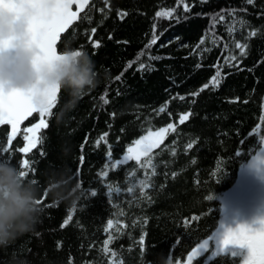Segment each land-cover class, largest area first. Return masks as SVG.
Wrapping results in <instances>:
<instances>
[{
    "label": "trees",
    "instance_id": "16d2710c",
    "mask_svg": "<svg viewBox=\"0 0 264 264\" xmlns=\"http://www.w3.org/2000/svg\"><path fill=\"white\" fill-rule=\"evenodd\" d=\"M172 9V19L156 17L157 11ZM119 12L127 15L120 19ZM154 24L159 39L146 49ZM229 28L234 31L230 33ZM253 29L257 35L249 38ZM89 36L100 42L98 48H93ZM237 41L248 45L246 56L241 57L235 48ZM66 46L89 54L101 83L64 113L69 95L60 90L53 112L62 118L47 117L48 127L41 131L43 143L26 157L18 151L25 143L22 128L40 119L34 113L20 126L10 154L17 165L29 159L34 171L28 175L41 184L49 169L66 165L74 175L73 183L89 195L71 206L42 195L45 211L36 233L0 250V264H10L12 257L24 264H109V260L147 264L161 252L168 253V264L184 262L192 247L218 227L223 193L234 184L249 149L258 148L264 133V0L252 4L247 0H108L107 7L105 0H90L80 18L61 35L58 51ZM149 53L159 59L149 60ZM232 55L237 62L226 63L225 58ZM141 63L148 67L138 70ZM218 67L219 86L200 91ZM105 95L107 104L101 99ZM161 107L166 110L160 112ZM189 112L190 119L180 124V115ZM168 123L175 125V131L154 149L155 175L152 169L129 161L116 170L109 166L108 177L101 180L98 173L104 170L108 151L103 142L96 145L102 134L108 133L115 162L134 140ZM9 132V125H0V149L7 146ZM250 132L254 134L248 148L233 156L241 137ZM193 142V149H188ZM132 170L135 176L129 179ZM141 182L151 185L144 195ZM128 187L134 188L132 194L127 193ZM117 188L121 190L118 197ZM92 189L98 192L95 198L90 195ZM208 195L214 199L208 201ZM69 212L72 220L61 227ZM193 216L199 219L192 221ZM109 219L114 227L105 233ZM118 221L127 227L120 228ZM109 234L113 240L105 253L103 242ZM211 253L194 264H233V260L243 264L241 257Z\"/></svg>",
    "mask_w": 264,
    "mask_h": 264
},
{
    "label": "snow or ice",
    "instance_id": "6c2138e0",
    "mask_svg": "<svg viewBox=\"0 0 264 264\" xmlns=\"http://www.w3.org/2000/svg\"><path fill=\"white\" fill-rule=\"evenodd\" d=\"M249 4H252L254 0H247ZM90 3V0H0V11H5L11 14L14 18L22 20L24 22L25 34L27 36L28 42L37 49V60L41 62L50 61L53 59L62 58L60 54L57 53L56 45L57 41L60 39L61 34L69 28L76 20L80 18V13L85 11L86 6ZM178 3H183V0H178ZM73 5H75V11L73 10ZM105 6H108V0H105ZM189 6L184 4V11L188 12ZM103 11V9H101ZM175 10L157 11V18L172 19ZM120 19H123L127 13L119 12ZM232 15H235L234 13ZM220 20L223 21L224 17L221 16ZM241 26H243L244 21H240ZM234 31V28H229V32ZM96 28H92V34L95 35ZM156 33V25H153V37L150 42L145 45L146 49H150L153 45L157 43L159 37ZM257 35V30L253 29L249 31L248 37H255ZM111 39V36L109 37ZM89 41L92 43L93 48H98L100 42L98 40L93 41L92 37L89 36ZM204 43L202 38L200 44ZM163 46V45H162ZM199 47V45H198ZM227 48L228 45H225ZM235 48L239 50L241 57L247 55L248 45L246 43H241L237 41L235 43ZM79 53H73V55H78ZM140 55H144L142 51ZM139 59V57L137 58ZM148 59H159V57H153L148 54ZM225 62L231 64L232 62H237V56L232 55L225 58ZM132 66V62L129 63L128 67ZM148 65L141 63L138 70H144ZM117 80L120 77H116ZM221 82V72L218 70L214 76L210 78L208 83L204 84L200 91L212 87H218ZM59 88H53L45 90L42 93H26L16 89H4L0 87V125H9L10 132L7 135V146L0 149V158H7L13 162V157L10 154V148L13 144L14 139L20 131V125L32 116L33 113H39L40 120L38 123L32 124L30 127L23 129L24 135V146L19 148L18 151L26 157L27 154L31 153L33 149H36L38 145L43 143V137L41 136V131L48 127L47 117H50L52 109L57 103V96ZM199 93H193V95H198ZM105 104L108 103L106 95L101 97ZM180 99H184L183 96ZM165 107L159 109L160 112H164ZM191 113L181 114L179 117V123L184 124L190 119ZM257 129L260 125L256 126ZM170 131H175V125L173 123H168L166 127H162L157 131L149 130L145 135L133 141V143L127 147L126 152L122 157L116 159L113 162V150L112 146L108 144V133L102 134L96 141L97 147L103 142L108 146V151L106 152V164L104 170L98 173L101 180H105L109 174V166L112 170H116L121 165H126L129 161H135L138 168L142 169H152V175H155V165L153 152L154 149L160 147V145L166 139L167 134ZM254 133L250 132L247 136H242L239 140V146L236 149L233 156L239 155L244 149H247L248 139ZM264 142V138H262ZM195 142L189 143L187 145L188 149H193ZM254 149H249V153ZM230 157V159L233 158ZM81 162H83V157H81ZM16 164V163H14ZM18 167L22 170V173L28 175L30 171H34L32 167V162L23 158ZM249 167L256 169L258 172L264 170V168L257 169L255 162L249 164ZM148 175V172H145ZM215 175V174H214ZM135 176V170L128 173L129 179ZM175 176V173H173ZM219 182V178H216V183ZM142 183L140 187L141 195L145 194V190L151 185L149 183ZM80 187V184H77ZM107 195L111 197L113 195L112 186L109 184L107 186ZM134 192L133 187L127 188V193L132 194ZM82 195H89L88 192H83ZM91 197L95 198L98 196V192L95 189L90 191ZM115 195L118 197L121 195V190L117 188L115 190ZM208 201L214 199L213 195H208L206 197ZM192 221L199 219L197 216H193ZM72 220V213L69 212L67 219L63 221L61 227H66ZM120 228H125L127 225L117 222ZM185 225L189 224V220L184 221ZM253 224L257 225L255 227L249 224H238L235 229L225 228L221 223L220 227L213 232L207 239L196 244L192 247L191 251L187 255L186 264H194L200 258L208 253L210 248H213V256H230L232 258L242 257L243 264H264V217H260L253 221ZM114 227V221L109 219L107 221V226L105 227V233H108L110 229ZM222 230V231H221ZM113 236L108 235V238L104 240L103 251L105 253L109 252V244L112 242ZM143 236L140 239L141 245H143ZM214 246V247H213ZM116 253L113 252L112 256L115 257ZM161 258L168 255L167 252H161L158 254ZM109 264H112V260H109ZM179 264V261L176 262ZM234 264V260H233Z\"/></svg>",
    "mask_w": 264,
    "mask_h": 264
},
{
    "label": "clouds",
    "instance_id": "9594fccd",
    "mask_svg": "<svg viewBox=\"0 0 264 264\" xmlns=\"http://www.w3.org/2000/svg\"><path fill=\"white\" fill-rule=\"evenodd\" d=\"M78 52V55L73 53ZM37 49L25 34L24 22L0 11V87L26 93H42L59 88L68 93L69 101L61 113L71 111L89 90L100 83L94 61L84 50L66 46L62 58L41 62ZM58 120L60 113H54ZM44 183L25 175L10 159L0 158V250L10 248L18 239L34 235L44 214L42 195L53 203L74 205L83 192L77 187L69 167L51 168ZM10 264H24L12 257ZM147 264H168L157 257Z\"/></svg>",
    "mask_w": 264,
    "mask_h": 264
},
{
    "label": "flooded vegetation",
    "instance_id": "af4514ba",
    "mask_svg": "<svg viewBox=\"0 0 264 264\" xmlns=\"http://www.w3.org/2000/svg\"><path fill=\"white\" fill-rule=\"evenodd\" d=\"M261 168H264V160L258 164L257 169ZM254 172L255 174L249 178L247 185L236 191L228 202L230 204L228 205L229 211L228 216L225 215L226 220L224 223L230 222V228L232 229H235L238 224H249L255 227L257 225L253 224V221L264 217V170L258 172L255 169ZM239 180L238 173L236 181L227 190L236 186ZM221 203L222 216L224 210L222 199ZM227 218H229V221Z\"/></svg>",
    "mask_w": 264,
    "mask_h": 264
},
{
    "label": "rangeland",
    "instance_id": "374dc122",
    "mask_svg": "<svg viewBox=\"0 0 264 264\" xmlns=\"http://www.w3.org/2000/svg\"><path fill=\"white\" fill-rule=\"evenodd\" d=\"M40 120V119H39ZM39 122V121H38ZM37 122V123H38ZM26 127H30V126H26ZM26 127H23L22 128V132H23V129L26 128ZM21 128V127H20ZM23 135H24V132H23ZM260 142H259V146L256 150H254L249 158L243 162V164L241 165V168L239 170V181L237 183L236 186H234L233 188L225 191L223 193V196H222V200H223V205H224V210H223V215L221 216V219H220V222H219V225L218 227L216 228V230L220 227V224L222 223L224 225L225 228H230V222L229 223H224L225 220H226V216H228V211H229V206L230 204H228L229 200L232 198V196L234 195V193H236V191H238L239 189L243 188L244 186L247 185L248 183V180L250 177H252L254 174H255V169L254 168H251L249 167V164H252L253 162H255V166L256 168L258 167V164L260 162H263L264 160V142H262V138H264V133L260 135ZM225 198V199H224ZM227 220L229 221V218H227ZM215 230V231H216ZM214 231V232H215ZM222 231V230H221ZM213 234V233H212ZM211 234V235H212ZM214 247V246H213ZM211 252L213 250V248H210ZM187 259V257H186ZM186 259L184 262L182 263H179V264H186ZM243 259V258H242Z\"/></svg>",
    "mask_w": 264,
    "mask_h": 264
},
{
    "label": "water",
    "instance_id": "95a60500",
    "mask_svg": "<svg viewBox=\"0 0 264 264\" xmlns=\"http://www.w3.org/2000/svg\"><path fill=\"white\" fill-rule=\"evenodd\" d=\"M73 10L75 11V5H73ZM66 31H67V29H66ZM66 31H65V32H66ZM65 32H64V33H65ZM64 33H62V34H64ZM62 34H61V35H62ZM59 40H60V39H59ZM59 40L57 41V44H58ZM56 49H57V53H58V54H61V53H62V52H59V51H58L57 45H56ZM33 114H34V113H33ZM21 125H22V124H21ZM21 125H20V126H21ZM10 130H11V129H10Z\"/></svg>",
    "mask_w": 264,
    "mask_h": 264
}]
</instances>
